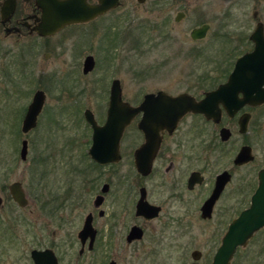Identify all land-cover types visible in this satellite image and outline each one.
I'll return each mask as SVG.
<instances>
[{"label":"rangeland","instance_id":"1","mask_svg":"<svg viewBox=\"0 0 264 264\" xmlns=\"http://www.w3.org/2000/svg\"><path fill=\"white\" fill-rule=\"evenodd\" d=\"M152 2H135L132 10L122 8L117 17H107L104 25L96 26L95 32L55 37L46 47L35 37L19 41L13 37H0V70L9 74L0 78L1 182L7 178L10 181L22 179L27 187L29 179L43 178L48 183V190L57 184L60 188L58 193L62 195L72 187L73 192L80 195L79 199L92 206L95 192H86L88 180L99 175L100 170H92L88 154L92 129L85 120L84 110L91 109L96 119L104 123L113 79L121 81L123 98L132 105H138L149 92L161 90L174 96L186 92L200 94L214 86L215 78L221 76L231 61L232 49L237 44L235 37L241 34L245 20L250 17L251 6L246 0ZM179 11H184L186 17L176 22L175 16ZM206 22L211 24L207 37L193 40L191 31ZM45 51L52 53L49 59L44 57ZM88 54L95 56L96 68L85 75L83 60ZM38 88L47 93L39 124L30 134L19 136L22 107L27 108ZM138 120L124 136L122 161L111 167L123 183L140 179L132 163L134 149L143 142L137 127ZM259 123L257 114L247 135L256 156L245 168L250 172L251 193L257 185V171L264 163V152L259 146ZM209 125L202 128L213 135L216 128L214 124ZM239 136L236 129L235 152L239 149ZM22 137L28 138L30 143L26 162L21 161L19 155ZM171 204L174 216L184 220L183 213L189 210L187 205L181 202ZM27 215L35 218L29 213ZM200 219L195 211H187L189 227L183 230L171 226L166 233L168 239L152 250L148 258L145 256L149 254L148 249L143 251L142 247L138 258L131 250L124 249L119 253L107 250L110 251L108 255L117 254L120 264H190L191 251L204 247L209 231L215 226L214 222L204 223ZM17 229L16 242L0 236V259H3L0 264H31L28 255L34 247L33 240L24 237L26 227L17 226ZM189 231V235L184 237V232ZM263 239L264 231L235 257L232 264H264V260L258 262L245 258L247 250H254V254ZM184 246L186 250L182 248ZM93 259L97 260L96 264H103L99 253L90 254L84 262L89 264L90 260L91 264Z\"/></svg>","mask_w":264,"mask_h":264},{"label":"flooded vegetation","instance_id":"2","mask_svg":"<svg viewBox=\"0 0 264 264\" xmlns=\"http://www.w3.org/2000/svg\"><path fill=\"white\" fill-rule=\"evenodd\" d=\"M69 1L0 0V37H13L17 41L35 37L43 42V47H46L55 37H73L93 33L97 30L96 26L104 25L107 17H117L120 9L132 10L135 2L145 4L153 0H74L73 6L65 5ZM246 1L248 6H251L250 17L243 24L242 35L239 34L238 37H235L237 44L232 49L229 65L227 64L226 69L223 70L218 79L215 78L214 86L210 89L202 90L200 94L186 92L197 100L204 98L206 92L216 90L221 84L226 83L235 69L237 60L254 50L255 42L251 37L260 24H262L264 34V0ZM106 5L110 7L107 11L94 14L87 21L68 22L66 20L69 18L68 15L75 11H89L102 8V6L106 7ZM185 17L186 13L179 11L176 13L175 21L180 22ZM203 24H209L211 29L210 23ZM117 47L116 45L115 48ZM51 54L50 51H45L44 57L49 59ZM89 56L94 58V68L86 73L84 71L85 62ZM95 68V56L93 54L86 55L83 60V74H90ZM8 76V71L0 70V78ZM221 77H224L223 80ZM220 79L222 81L218 82ZM113 81L110 85L109 101ZM262 88L264 89V84ZM38 91H43L46 99L38 115L36 126L29 132H25L23 124ZM159 91L161 90L157 92ZM236 98L237 100L228 108L223 102L219 103L221 120L218 123L212 119H207L202 113L188 112L172 131H163L151 170L146 175L138 171L135 162V151L145 141L144 135L140 131L143 142L134 149L132 154L133 166L137 175L140 176V179L135 182L123 183L117 171H113L111 167L122 161L124 156L122 142L126 131L137 118L140 120L142 114H139L125 130L120 143L121 158L118 161L104 164L94 161L89 154V149L93 143V129L87 122L92 129L88 148V154L92 160V170H100L99 175L88 180L89 187L86 192H95L92 206H88L82 198L79 199L80 195L75 194L72 187L67 188L65 193L59 195L60 188L57 184H54V187L50 186L51 188L48 190V183L43 178L29 179L28 182L30 183L26 187L22 179L10 181L6 177L4 182L0 181V236L15 241L18 236L16 233L18 231V229L16 230L17 226L26 227L24 237L29 241L32 239L34 243V247L28 255L31 264H85L84 260L94 253L100 254L103 264H120L121 259H118V255H108L110 251L107 250H116L117 253L123 252V249L131 250L134 257L138 258L139 248L142 247L143 251L148 249L149 254L145 255L148 258L152 250H155L160 243L168 239L166 233L171 226L183 230L188 228L187 211H195L201 217L202 222H214L215 226H212V230L209 231L210 234L204 247L191 251L190 264H211L232 221L250 207L252 196L258 186V175L260 171L264 170L263 163L257 171V185L251 193L250 172L245 168L255 160L256 156L253 147L247 140V135L250 123L258 114L260 122L259 146L264 152V102L257 105L246 103L238 107L237 105L240 103L238 101L245 98V93L238 91ZM46 102V91L38 88L27 108L22 107L19 117L21 127L17 131L19 136L21 134L26 136L37 128ZM108 107L109 103L106 118ZM86 110L91 109L84 110V117ZM245 116H248L247 129L241 132L239 122ZM94 117L96 119L95 114ZM194 118H197L196 121ZM97 122L100 125L104 124L98 120ZM208 124H214L216 128L213 135L207 133L206 128H202L203 125ZM223 129H228L229 137L227 139L222 138ZM236 129L240 134L238 138L240 145L235 152L233 142ZM24 141H27L28 144V153L25 159L22 157ZM20 145V159L26 162L30 151L29 139L22 137ZM245 146L251 147L253 160L236 162L238 155ZM15 183L21 184L27 201L26 205L18 202L12 194L11 186ZM111 195L114 199L111 198ZM212 198L214 199L213 202L208 203ZM174 202L184 203L189 208L183 213L184 220L179 216H174L171 204ZM139 203L146 204L148 212H139ZM28 213L34 215L35 218H30ZM86 224H89L88 232L84 231ZM263 231L264 227L260 228L246 245L239 246L229 264H232L235 257L246 250ZM190 232H184V237L188 236ZM182 248L186 250L185 246ZM34 250L40 252L36 261L32 257ZM253 251L247 250L248 253L245 258H251L258 262L263 261L264 241L254 254H252ZM6 255H8L7 251ZM183 259L186 261L187 254L183 256ZM1 260L3 261V259ZM88 263L90 264V260ZM96 263L97 260L95 261V259L91 262V264Z\"/></svg>","mask_w":264,"mask_h":264},{"label":"water","instance_id":"3","mask_svg":"<svg viewBox=\"0 0 264 264\" xmlns=\"http://www.w3.org/2000/svg\"><path fill=\"white\" fill-rule=\"evenodd\" d=\"M74 3V0H70L65 5L73 6ZM108 8H110L109 5H106V7L102 6V8L89 11H75L68 15L69 18L66 20L68 22L87 21L94 14L107 11ZM209 29V24L196 27L192 30L191 37L195 40L203 39ZM251 38L255 42L254 50L237 60L235 69L226 83L221 84L216 90L206 92L205 97L201 100H197L189 93L174 96L159 91L146 94L140 104L132 105L123 99L121 81L115 79L111 86L105 123L98 124L93 112L91 110L85 111V119L93 129V143L89 149L92 159L102 164L118 161L121 158L120 143L126 128L139 114H142L137 126L143 133L145 141L135 151V162L138 171L146 175L151 170L152 162L162 138L161 133L165 130L172 131L186 113H202L207 119H212L218 123L221 120L219 103L223 102L225 107H231L230 105L237 100L236 94L238 91L245 93V98L239 100L238 105L236 104L238 107L246 103L251 105L263 103L264 34L262 24L258 26ZM93 68L94 58L89 56L86 59L84 71L87 73ZM45 99L46 95L43 91H38L35 94L23 124L25 132H29L36 126ZM247 117L245 116L239 122L241 132L247 129ZM227 131L228 129L222 130V138L227 139L229 137ZM27 153L28 144L27 141H24L22 149L24 159ZM249 160H253L252 149L245 146L238 155L236 162ZM11 189L15 199L22 205H26L27 201L21 184L15 183L11 186ZM213 200L212 198L208 203L211 204ZM147 208L146 204L139 203L138 205L139 212H148ZM262 227H264V170L260 171L258 175V186L252 196L250 207L232 221L211 264H229L236 249L239 246L246 245L254 233ZM84 231H89V224H86ZM39 254L40 252L36 250L32 252L35 261L38 259Z\"/></svg>","mask_w":264,"mask_h":264}]
</instances>
